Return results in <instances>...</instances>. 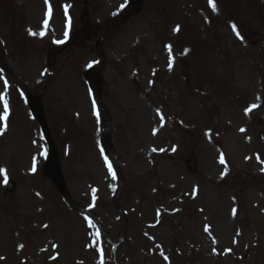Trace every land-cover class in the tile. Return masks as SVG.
<instances>
[{"label": "rangeland", "instance_id": "obj_1", "mask_svg": "<svg viewBox=\"0 0 264 264\" xmlns=\"http://www.w3.org/2000/svg\"><path fill=\"white\" fill-rule=\"evenodd\" d=\"M215 3L0 0V264H264V0Z\"/></svg>", "mask_w": 264, "mask_h": 264}, {"label": "snow or ice", "instance_id": "obj_2", "mask_svg": "<svg viewBox=\"0 0 264 264\" xmlns=\"http://www.w3.org/2000/svg\"><path fill=\"white\" fill-rule=\"evenodd\" d=\"M45 3L47 4L48 3V0H45ZM209 5L210 7L213 9V11H216L217 10V6H216V3H215V0H209ZM69 5H65V15H67V9H68ZM123 7V5H122ZM47 15L49 17H51L52 15V8H51V5L48 6V12H47ZM45 25H47V21H45ZM232 28H233V31L236 33V35L243 39V37L240 36V33L239 31L237 30V26L235 24L232 25ZM175 31H179V26H177V28L175 29ZM31 35H36V33H32L30 32ZM65 37L67 38L68 36V33L67 31L64 33ZM56 43H63L64 41H55ZM169 50V53L171 54V45H167L166 46ZM171 67V65H170ZM7 83V82H5ZM0 100H3L4 101V112H3V116H0V119H3V120H7V116H8V103H7V100L2 96L0 95ZM258 107V105H251L248 109L245 110L246 114L251 112L253 108H256ZM161 119H163V117H161ZM241 131H244V129H241ZM153 151H156V149H153ZM161 151H163V149H161ZM173 151H175V148H173ZM46 155V153H44ZM107 160V158H105ZM221 163H224V160H223V157H221ZM109 167V171L112 170V166L111 164L108 165ZM3 170L0 169V172H2ZM32 171L35 172L36 171V162H35V158H33V167H32ZM262 171H264V169H262ZM113 178H115V174L113 173ZM95 192V190H93ZM89 224L90 226H92L91 224V221H89ZM45 227H47V225H45ZM205 231H207V227L205 228ZM99 230L97 231L96 235L97 237H99ZM21 248L23 247V245L20 246ZM55 247V245H54ZM102 252V250H101ZM0 259H2V257H0ZM53 259H55V257H53ZM165 259H167V257H165ZM101 264H103V259H101Z\"/></svg>", "mask_w": 264, "mask_h": 264}, {"label": "water", "instance_id": "obj_3", "mask_svg": "<svg viewBox=\"0 0 264 264\" xmlns=\"http://www.w3.org/2000/svg\"><path fill=\"white\" fill-rule=\"evenodd\" d=\"M29 102L34 115L38 119H42V112L38 99L36 97L30 96ZM44 172L49 177H51L57 185L62 186V178L59 170L58 158L52 146H50L49 148L48 158L44 167ZM6 190L7 192H12L14 190V184L11 180L7 182Z\"/></svg>", "mask_w": 264, "mask_h": 264}, {"label": "bare ground", "instance_id": "obj_4", "mask_svg": "<svg viewBox=\"0 0 264 264\" xmlns=\"http://www.w3.org/2000/svg\"><path fill=\"white\" fill-rule=\"evenodd\" d=\"M30 1L32 2L33 8L34 9L36 8L35 12L43 18L44 4H45L44 0H30ZM37 14H36V16H37Z\"/></svg>", "mask_w": 264, "mask_h": 264}]
</instances>
